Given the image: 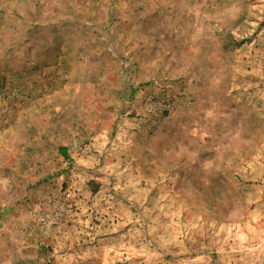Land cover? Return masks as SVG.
<instances>
[{
	"label": "rangeland",
	"instance_id": "obj_1",
	"mask_svg": "<svg viewBox=\"0 0 264 264\" xmlns=\"http://www.w3.org/2000/svg\"><path fill=\"white\" fill-rule=\"evenodd\" d=\"M51 1L0 0V264H264V0Z\"/></svg>",
	"mask_w": 264,
	"mask_h": 264
},
{
	"label": "crops",
	"instance_id": "obj_2",
	"mask_svg": "<svg viewBox=\"0 0 264 264\" xmlns=\"http://www.w3.org/2000/svg\"><path fill=\"white\" fill-rule=\"evenodd\" d=\"M57 0L51 1L53 4L56 3ZM69 31V30H67ZM35 33H38V36L40 37L39 40L37 41L38 45H35L34 47L37 48L35 52L37 53L35 59H30V61H23L21 64L23 67L21 69L19 68L18 71L25 70L26 73L24 75L28 74L30 70L28 69H33V70H39L37 72L36 78L35 79H40L39 82H43L45 80H48V78L52 79L53 76H51V72H55L58 68H68L69 69V62H66L65 60H51V58L48 59L47 54H52L53 51H55L57 48L61 49V52L65 54H69V40H58V37H65L69 36V33L66 32L63 34V31H59L57 28H50V29H39L35 30ZM27 61V62H26ZM2 66H0V69ZM56 73V72H55ZM0 74H3V71H0ZM48 74V75H47ZM7 75V74H6ZM50 75V76H49ZM9 75H7L8 77ZM49 76V77H48ZM55 78V77H54ZM53 78V79H54ZM38 82V81H37ZM38 82V83H39ZM13 129H17V126L15 127H10L4 134L6 135L5 138H10L13 136L14 132ZM18 137V136H17Z\"/></svg>",
	"mask_w": 264,
	"mask_h": 264
}]
</instances>
